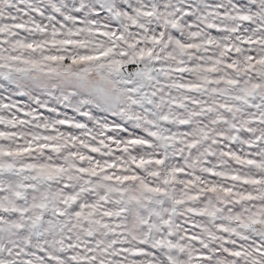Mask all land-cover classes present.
<instances>
[{"label": "snow or ice", "instance_id": "obj_1", "mask_svg": "<svg viewBox=\"0 0 264 264\" xmlns=\"http://www.w3.org/2000/svg\"><path fill=\"white\" fill-rule=\"evenodd\" d=\"M0 264H264V0H0Z\"/></svg>", "mask_w": 264, "mask_h": 264}]
</instances>
